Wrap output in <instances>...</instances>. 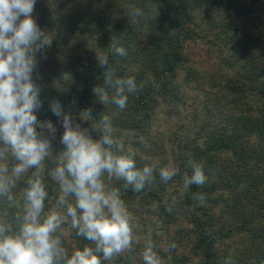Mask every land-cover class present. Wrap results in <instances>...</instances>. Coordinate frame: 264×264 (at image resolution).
<instances>
[{
	"label": "trees",
	"instance_id": "1",
	"mask_svg": "<svg viewBox=\"0 0 264 264\" xmlns=\"http://www.w3.org/2000/svg\"><path fill=\"white\" fill-rule=\"evenodd\" d=\"M134 8L143 15L133 25ZM32 16L53 38L50 47L36 53L33 81L41 89L38 120L62 122L52 111L54 101L71 114L73 124L87 122L90 131L92 124L109 115L116 136L125 138V153L133 148L137 168L155 165V148L147 150L144 143L129 139L146 133L145 126L161 102H179L191 85L203 92V82L212 85L205 94L213 107L208 110L212 124L193 141L179 135L169 140L168 166L178 169L177 175L163 182L159 171L168 166L160 163L155 165L154 183L140 193L125 191L123 181L114 180L112 186L121 189L131 212L148 205L153 216L164 219L168 231L177 216L192 226L190 232L181 231L182 240L189 234L194 237L189 250L168 236L167 248L172 242L177 248H168L163 264H225L229 257L235 264H264V0H36ZM112 43L124 47L127 56L114 54ZM98 57L108 58L116 77L136 80L138 91L129 95L124 110L101 104L93 93L96 86H103L110 97L115 94L104 85L106 68L99 65ZM210 57L217 74L200 72ZM85 110H90L91 120L80 118ZM92 137L99 139V134L92 132ZM63 150L54 146L53 156L45 161L46 208L59 194L49 173ZM135 151H142L146 159H137ZM190 159L202 167L207 179L203 186L185 190L183 177L193 171ZM174 184L184 199L178 215L172 199L163 195ZM24 187L22 180L13 190L18 200ZM197 194L204 199H195ZM17 210L0 200V220L14 224ZM236 239L242 245L230 252ZM92 245L74 231L64 241L69 254ZM142 248L134 245L131 253L105 264H144Z\"/></svg>",
	"mask_w": 264,
	"mask_h": 264
},
{
	"label": "clouds",
	"instance_id": "2",
	"mask_svg": "<svg viewBox=\"0 0 264 264\" xmlns=\"http://www.w3.org/2000/svg\"><path fill=\"white\" fill-rule=\"evenodd\" d=\"M35 3L0 0V200L18 208L14 224L0 220V264H105L131 253L134 241L138 242L135 217L121 198V189L112 186L113 181H123L125 191L140 193L154 183L156 166L137 168L135 153L131 149L125 153L111 116L103 115L90 131L74 125L71 114L64 113L61 104L54 101L51 108L62 118L65 131L61 143L65 147L56 155V167L49 173L58 184L59 194L46 208L45 161L53 156L48 136L54 138L57 129L50 120L41 122L35 114L41 107V89L33 81V72L38 64L36 53L50 47L53 38L33 18ZM142 15L134 8L131 23L134 25ZM111 46L114 54L127 56L124 47ZM98 60L106 68L104 85L112 87L115 94L110 97L105 87L96 86L94 95L101 104L111 103L124 110L129 95L138 91L135 78L116 77L107 57ZM80 118L91 120L90 110L81 112ZM92 132L98 133L99 139H93ZM188 163L193 171L191 176L184 175L183 188L203 186L207 178L202 167L191 159ZM177 173L172 166L159 171L163 182ZM22 180L26 187L18 200L13 190ZM194 198L204 199L199 194ZM73 231L93 245L69 254L64 241ZM168 248L176 249L177 244L172 242ZM154 249L149 234L141 253L144 264H163ZM225 264L235 261L229 257Z\"/></svg>",
	"mask_w": 264,
	"mask_h": 264
},
{
	"label": "rangeland",
	"instance_id": "3",
	"mask_svg": "<svg viewBox=\"0 0 264 264\" xmlns=\"http://www.w3.org/2000/svg\"><path fill=\"white\" fill-rule=\"evenodd\" d=\"M200 48H209L205 45L199 46ZM206 55V53H205ZM207 63L203 64L200 68L201 73H211L217 74L216 69L214 68V59L213 58H206ZM184 74H181L180 81L184 83ZM185 87L186 85L183 84ZM212 85L208 82H203L202 88L209 92ZM186 88V87H185ZM206 92L196 90V86L191 85L187 87L186 91L181 94L182 99L179 102H168V104L161 102L160 108L155 112V114L151 117V120L145 126L146 133L141 138H134L131 137L129 142L136 143L139 142L140 144L144 143L145 148L147 150L150 149V146L154 149L153 154L156 156L154 159V164L165 165L168 166L171 162V145H169V140L174 135H179L182 140L186 141H193L194 139L198 138V136H202V131L207 124H212L211 121V114L208 110H212V105L209 103L207 96L205 95ZM213 111V110H212ZM148 122V121H147ZM79 124L82 128H87L88 123L86 122H78L74 125ZM57 131L55 133L54 138L48 136L51 140V150L54 146H61L64 149V145L61 143L62 135L65 129L62 126V122L54 124ZM45 131V135H48L47 130ZM148 138V139H147ZM123 142L125 143V138H122ZM146 141V142H145ZM171 144V143H170ZM128 149H133L129 147ZM137 152V151H135ZM137 159H141L144 161L146 159V155L142 151H138ZM161 163V164H160ZM178 185H173L169 187L167 191L164 192L163 195L168 196V198L172 199L171 207L179 213V208L182 206L183 199V192L176 191ZM168 192V195L165 194ZM150 207L145 205L137 211L134 210L133 215L135 217L134 224V234L138 238V242L134 241V245L143 247L141 251L144 250V242L145 238L151 234L152 242L155 245V251L157 254L162 258L164 261L165 257L168 255V248L167 242L169 240L168 236H170V240H174L175 242H179L188 246L189 250L192 245L194 244V237L192 234L182 240V233L181 231L184 230L189 231L192 229V226L187 223V221L175 217L177 222H173L168 231V225L165 223L163 218H157L150 213ZM220 209V208H218ZM180 215V214H179ZM190 232V231H189ZM242 245V240L236 239L234 243L230 244V252L234 249L239 248ZM226 249V248H225ZM186 250V252H187ZM165 256V257H164ZM164 257V258H163ZM196 262V261H194Z\"/></svg>",
	"mask_w": 264,
	"mask_h": 264
}]
</instances>
